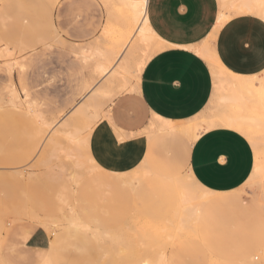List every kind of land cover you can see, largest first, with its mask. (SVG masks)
<instances>
[{
  "label": "rangeland",
  "instance_id": "1",
  "mask_svg": "<svg viewBox=\"0 0 264 264\" xmlns=\"http://www.w3.org/2000/svg\"><path fill=\"white\" fill-rule=\"evenodd\" d=\"M109 4L0 0V264H264L259 183L204 198L193 185L200 209L177 212L191 142L182 150L178 132L148 128L157 119L135 89L144 44L122 52L124 18ZM112 50L124 54L102 77L95 66ZM128 136L144 146H125ZM38 229L46 249L27 244Z\"/></svg>",
  "mask_w": 264,
  "mask_h": 264
},
{
  "label": "crops",
  "instance_id": "2",
  "mask_svg": "<svg viewBox=\"0 0 264 264\" xmlns=\"http://www.w3.org/2000/svg\"><path fill=\"white\" fill-rule=\"evenodd\" d=\"M219 14V0H148L149 25L164 46L147 59L138 72L135 87L140 102L157 119L149 129L178 132V148L182 150L187 141L191 142L190 149L185 150L190 174L194 185L205 191V197L255 183L264 188V182L255 174L256 150L249 137L254 131L242 132L238 127L219 122L221 117L224 120L226 116L230 118L231 107L225 101L228 92L219 91L216 79L221 73L215 72L207 58L197 52L211 43L212 49L205 48L214 51L225 67L226 79L243 81L248 78L251 82V78H256L252 83L258 93L251 96L250 102L258 103L264 112V19L257 14L241 13L218 26ZM142 47L143 51L147 50L145 45ZM110 52L115 54V51L107 52L105 59L96 66L102 65L111 56ZM117 57L119 54L105 73H96L105 77L115 72ZM124 58L129 59V56ZM91 87L88 83L87 88ZM84 107L90 118L96 115L90 104ZM87 107H90L89 112ZM207 109L215 111L213 116L208 112L207 120L198 121ZM127 141L125 146L138 149L144 146L142 138L135 141L133 136H128ZM144 152L145 157H149V151ZM176 201L179 214L192 212L191 207H179L178 196ZM115 240L122 246L127 245L116 234ZM27 244L46 249L50 238L45 230L38 229L30 235ZM142 263L150 264L147 259ZM45 264H52V261L47 260Z\"/></svg>",
  "mask_w": 264,
  "mask_h": 264
},
{
  "label": "bare ground",
  "instance_id": "3",
  "mask_svg": "<svg viewBox=\"0 0 264 264\" xmlns=\"http://www.w3.org/2000/svg\"><path fill=\"white\" fill-rule=\"evenodd\" d=\"M108 1L110 2L109 4L110 11H111L110 18L111 19L114 17L117 18L115 14L116 10H121L122 11L121 17L124 18V23L122 26L123 30L121 31V40L118 42V46H122V49H121L122 52L123 50H125V48L126 49L128 48V46L131 44L132 41H134V39H136V37H138L140 40L138 44L143 43L147 48V50L144 51L143 58L135 64L136 70L137 72H139L141 68L143 67V65L146 63L147 59L155 51L160 50L164 46V42L159 39V37L154 33V31L151 29L149 25L148 15H147L148 0H108ZM219 2H220V14L218 18V26H220L223 22L229 19L232 15L241 14V13H254L264 19V0H219ZM122 22L123 21H121V23ZM210 38L212 39V36ZM207 46H203L204 47L203 49L202 47L201 49H197V52L201 54L202 56H204L205 58H207V61L209 62L211 68L215 72H220L222 74V75L220 74L221 76L220 78L216 79L218 82L216 84L218 86L219 91H222L223 93L228 92V94L225 95V98H226L225 101L226 103H229L230 104L229 107H231L230 118L226 116L225 117L226 119L224 120L223 117H221L220 119H218L220 120L219 122L222 123L224 121L226 126L238 127L239 129L242 130V132L243 130H246V131L251 130V131H254L253 133L264 131V112L263 110L260 109V107L258 106V103L251 104L250 102L251 96H254L258 93V89L255 88V86L252 83V80L256 78H251V82L250 80L248 81V78H245L243 81H239L240 79L236 81L235 80L231 81L228 78L226 79L225 75H226L227 70L218 61L214 51L208 48H205ZM137 47L138 45L136 44V48ZM110 53L109 54L111 56H109V58L102 65L96 66L95 72L101 71L105 73L109 69L114 57L117 55L116 52L115 54L113 52H110ZM121 53H119V55ZM130 55H131V52L128 55L129 59H130ZM129 59L122 60L123 62L121 66L119 67L118 74L122 75L123 77L125 76V72H127L130 66ZM236 77L237 76H234L235 79H237ZM257 78L259 79L258 76ZM95 117H97V114L94 117H92L89 120V122H94ZM246 133L244 134L246 135ZM263 137L252 134L250 137L252 145L256 147L259 142H263L264 139L261 141ZM258 146L259 148H261L260 145ZM261 149L259 151H261ZM259 151L256 149L255 174L257 178L259 177V179L263 183L264 182V154L261 153L262 151L261 152ZM188 175L190 179V185H183L181 189H178L180 190L178 192L179 207L180 208L191 207L192 212H194V211L199 210V206H198L199 197H196L194 193H192L191 188L194 185V178L191 174H188ZM177 179H180V178H177ZM204 197H205V194L203 195L202 198ZM68 219H70V217ZM71 224H78V219L72 218Z\"/></svg>",
  "mask_w": 264,
  "mask_h": 264
}]
</instances>
